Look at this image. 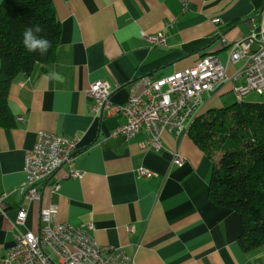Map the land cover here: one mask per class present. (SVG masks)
Masks as SVG:
<instances>
[{"label": "crops", "instance_id": "0c3cea01", "mask_svg": "<svg viewBox=\"0 0 264 264\" xmlns=\"http://www.w3.org/2000/svg\"><path fill=\"white\" fill-rule=\"evenodd\" d=\"M263 3L54 0L62 26L57 58L14 79L9 104L15 123L0 125V195H9L0 210L2 254L15 245L13 223L21 200L17 189L24 181L26 154L38 132L46 130L81 137L74 168L86 175L67 178L65 166L42 183V199L31 208L24 231L37 232L41 210L56 205L58 221L94 223L97 241L123 247L133 264H264V249L245 252L239 245L245 229L242 215L210 198L213 160L189 133L165 131L161 151L145 128L133 138L114 137L125 117H96L90 97L92 83L107 81L112 101L125 105L145 89L147 79L184 70L205 55H218L227 63L229 51L220 33L231 39L239 31L248 32L249 20L259 16ZM160 31L167 35L166 47L142 37L143 32ZM242 66L231 63L228 74ZM241 84L217 85L206 94L202 112L236 102L235 89ZM175 152L186 159L182 166L173 164ZM140 167L157 176L138 177Z\"/></svg>", "mask_w": 264, "mask_h": 264}, {"label": "built area", "instance_id": "2783aa9c", "mask_svg": "<svg viewBox=\"0 0 264 264\" xmlns=\"http://www.w3.org/2000/svg\"><path fill=\"white\" fill-rule=\"evenodd\" d=\"M213 21L219 24L221 19ZM249 26L248 32L239 31L231 39L220 33L223 46L229 51L227 63L218 55H205L184 70L155 80L147 79L145 89L130 97L125 105L112 101L110 83L95 81L90 90L94 115L122 114L125 121L114 129L112 136L133 138L145 128L152 137L153 147L161 151L163 133H188L203 111L206 94L220 83L241 81L242 84L235 89L238 101L252 93L264 95V3L259 16L249 20ZM142 37L152 45L167 46V35L163 31L154 35L143 32ZM239 62H243V66L230 76L229 65ZM80 141L79 136L70 137L46 130L38 132L34 148L26 154L24 181L17 189L21 200L13 223L15 245L5 254L0 250L2 264H133V258L123 247L97 241L94 223L75 226L58 221L56 205L41 210L37 232L23 230L31 208L42 199V183L51 180L65 166L69 167L67 178L86 175L85 171L74 168ZM185 161L179 152L174 153L173 164L182 166ZM137 173L138 177L157 176L146 167H140ZM60 187L59 183L54 185L55 190ZM8 196V193L0 195V210H3L2 204Z\"/></svg>", "mask_w": 264, "mask_h": 264}, {"label": "trees", "instance_id": "16d2710c", "mask_svg": "<svg viewBox=\"0 0 264 264\" xmlns=\"http://www.w3.org/2000/svg\"><path fill=\"white\" fill-rule=\"evenodd\" d=\"M39 25L37 34L51 42L45 54L29 53L23 31ZM62 34L54 0H4L0 5V125L15 123L10 87L20 73L57 58ZM213 160L209 196L219 206L240 213L245 229L239 245L245 252L264 249V101L236 100L202 112L188 131Z\"/></svg>", "mask_w": 264, "mask_h": 264}, {"label": "clouds", "instance_id": "9594fccd", "mask_svg": "<svg viewBox=\"0 0 264 264\" xmlns=\"http://www.w3.org/2000/svg\"><path fill=\"white\" fill-rule=\"evenodd\" d=\"M42 31L39 25L26 28L22 33V43L29 53L39 51L40 54H45L51 47V42L45 38L40 37Z\"/></svg>", "mask_w": 264, "mask_h": 264}, {"label": "rangeland", "instance_id": "374dc122", "mask_svg": "<svg viewBox=\"0 0 264 264\" xmlns=\"http://www.w3.org/2000/svg\"><path fill=\"white\" fill-rule=\"evenodd\" d=\"M249 101H251V102H258L259 100H264V95H259V94H257V93H253V94H251V95H249V96H247L246 97ZM232 100V99H231ZM230 101H228V105L229 104H232V103H229Z\"/></svg>", "mask_w": 264, "mask_h": 264}]
</instances>
